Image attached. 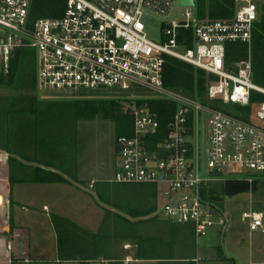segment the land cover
Here are the masks:
<instances>
[{
    "label": "built area",
    "instance_id": "1",
    "mask_svg": "<svg viewBox=\"0 0 264 264\" xmlns=\"http://www.w3.org/2000/svg\"><path fill=\"white\" fill-rule=\"evenodd\" d=\"M178 1L67 0L61 17L32 20V0H0V78L10 73L17 52L28 48L35 53L40 97L44 91L57 95L46 99L129 91L132 131L116 139L113 181L155 185L163 201L159 211L191 225L199 238L216 223V208L203 195L210 183L252 182L264 175V126L219 108L246 107L253 91L264 94V86L253 81L251 55L259 6L257 0H235L233 16L218 19L200 18L196 6H187L186 19H166L161 40H152L143 18L167 17ZM233 43L246 44L248 56L228 61ZM167 56L205 71L209 103L197 92L191 96L165 86ZM151 101L174 104L165 127ZM255 116L264 123V101ZM242 218L251 231L264 232V212L244 211Z\"/></svg>",
    "mask_w": 264,
    "mask_h": 264
},
{
    "label": "rangeland",
    "instance_id": "2",
    "mask_svg": "<svg viewBox=\"0 0 264 264\" xmlns=\"http://www.w3.org/2000/svg\"><path fill=\"white\" fill-rule=\"evenodd\" d=\"M257 3L258 11L261 10L262 13L263 2L257 0ZM174 10L176 11H172L167 17L149 14L143 18L146 32L152 40L156 42L161 40L162 25L166 19H186L187 8L185 6L176 5ZM15 93L16 89L0 86V97ZM128 94L129 91L122 89H99L83 91L71 95L69 98H115L125 100L128 104L129 101L125 99V95ZM42 95L45 96H41L44 99L57 96L51 91H44ZM41 105L46 106V103ZM71 106V102L57 101L53 103L54 111L51 114H53L55 121L76 127L78 160L84 164L85 168L90 169L89 171L95 176L97 182L93 184L94 187L92 188H89L88 183L83 184L85 188L89 189V192L79 190L77 186L69 188L64 184L37 186L34 188L37 199L29 201L19 195L18 188L20 185L17 183L14 185L13 219L15 224H18V227H26L31 236L38 235L40 237L39 244L45 248L46 252L38 259L32 255V258L35 259L32 264H102L100 263V256H109L104 246L105 243L118 240L116 239L118 233L111 226L118 217L117 213L126 217L129 215L127 214L129 209L142 210L153 203L143 186H138V188L137 185H124L113 181L119 161L116 150L115 123L101 115L95 119L75 118ZM254 115L252 119L254 118L256 121L257 118ZM257 124L264 126V123L259 121ZM226 180L231 179L210 184H217ZM255 180L258 181L255 183ZM99 182L110 183L116 190L113 198L126 208H119L103 202L96 190ZM248 187L249 189L241 190L233 195L218 193L220 196L218 208L220 210L216 213V223L208 235L197 238L192 237L191 232L189 233L193 245L192 256H198V264H259L261 261L264 263L262 251H255V254L250 253V245L253 242L264 240V233L261 230L251 231L248 223L242 219L244 211L262 210L264 212V177L249 182ZM157 199L160 208L163 201L158 193ZM15 200L17 201L15 202ZM22 203L28 205L29 212L23 209ZM44 203L50 205L51 211L49 213L43 209ZM159 215L160 221L156 218L149 223L148 228H151L149 230L160 233L159 231H162L165 226L174 228V226L166 224L169 219L165 218L163 212L159 211ZM221 216H224V222H220L219 217ZM30 219L32 223L26 221ZM22 221L23 223H21ZM187 226L192 231V226ZM0 236L4 237L5 235L1 232ZM53 244L54 248H52ZM68 244L74 245L73 249L69 250ZM57 246L60 257L68 258L70 255H66L71 254L76 259L72 260L73 262L53 261L55 260L53 259V257L55 258V251L53 250ZM91 258H97L98 261L90 263ZM39 259L43 261L39 262Z\"/></svg>",
    "mask_w": 264,
    "mask_h": 264
},
{
    "label": "trees",
    "instance_id": "3",
    "mask_svg": "<svg viewBox=\"0 0 264 264\" xmlns=\"http://www.w3.org/2000/svg\"><path fill=\"white\" fill-rule=\"evenodd\" d=\"M258 1L263 2V12L260 13L253 32L251 55L253 80L264 86V0ZM196 4L197 14L200 18H230L235 11V0H196ZM66 5L67 0H32L30 17L32 20L42 17H61L65 12ZM187 33L190 34V31ZM247 56L248 47L246 44L233 43L228 46V61H237ZM164 82L166 87L186 95L194 96L197 92L203 103H209L206 99L208 77L205 71L196 69L189 63L167 56L164 66ZM0 86L16 89L15 94L0 97V150L9 153L12 183H15L14 167L20 162V159L56 167L61 171L68 172L70 177L76 178L74 172L79 153L76 127L55 121L51 113L54 111L53 103L57 101L71 102L70 108L75 118L95 119L101 115L112 120L115 123L117 138L129 135L132 131V110L125 100L91 97L41 98L37 93L35 53L31 49L23 48L17 52L11 61L10 73L0 78ZM263 101L264 94L253 91L249 106L221 104L219 108L243 120L257 124V120L254 121L252 117ZM43 103H46V106L41 105ZM151 104L158 113V119L162 126L165 127L170 121L172 111H174V104L167 101H151ZM39 170L44 172L42 180L45 182L67 181L61 174L38 168ZM124 185L143 186L153 202L143 210H139L138 216L153 212L159 207L158 191L155 185ZM248 185L249 181L226 180L210 184L209 188L204 189L203 195L206 200L212 203L218 213L220 210L218 208L220 202L218 193L233 195L241 190L249 189ZM96 190L103 202L119 208H126L113 198L116 190L110 183L99 182ZM120 218L125 220L123 216ZM185 264L195 263L187 262Z\"/></svg>",
    "mask_w": 264,
    "mask_h": 264
},
{
    "label": "crops",
    "instance_id": "4",
    "mask_svg": "<svg viewBox=\"0 0 264 264\" xmlns=\"http://www.w3.org/2000/svg\"><path fill=\"white\" fill-rule=\"evenodd\" d=\"M260 13L259 11V17ZM38 168L61 174L67 181L45 182L42 180L44 172L38 171ZM89 170V168H85L84 164L78 160L74 172L76 173V178H72L69 176L68 172L61 171L56 167L20 159V162L14 167L13 174L15 183H12L9 153L0 150V233L3 232L5 235L4 237L0 236V264H32L35 259H38V257L46 253L45 248L39 244L40 237L38 235L34 234V236H31L26 227H18L19 225L15 224V220L13 219L14 185H16V183L20 185L18 193L27 201L37 199L34 188L46 184H64L69 186V188L77 186L79 190L82 189L89 192V189L85 188L83 184L88 183L89 188H92L94 187L93 184L97 182L95 176H93ZM16 201L17 200H15V202ZM27 206L28 205L22 203L23 209L29 212ZM43 209L48 213L51 211V207L47 203L43 204ZM127 212L126 213L129 215L126 217L123 216L126 221L120 218V213H117V219L112 222L111 226L118 233V238H116L118 240L109 241L108 244L105 243L104 246L109 256H100V263L185 264L187 262H194L198 264V256H192L193 245L192 239L189 237L190 232L192 233V237H196L193 227L191 231L189 226L177 225L169 220L166 224L174 226L175 229L165 226L162 231H159L160 233H156L153 230H149L151 228H148V224L156 220V218L160 221L159 207L153 212L139 216L137 214L139 209H132ZM260 212H262V210ZM221 218H223L224 222V216H221ZM22 220L25 219L22 218ZM26 221L32 223L31 219ZM21 223H23V221ZM68 245L69 250L73 249L74 245ZM52 248H54V244ZM250 250L251 254H255V251L258 250L264 253V240H260V242L258 241L256 243L253 242L250 245ZM53 251H55V255L53 254L55 256V258L53 257V259H55L53 261L55 262H73L72 260L76 259L75 256L72 257L71 254L66 255H70L68 258L65 256L60 257L58 246L55 247ZM32 255L35 259L32 258ZM41 261L43 260L39 259V262ZM89 261L93 263L98 260L97 258H91ZM36 262H38V260H36ZM260 263H263V261Z\"/></svg>",
    "mask_w": 264,
    "mask_h": 264
},
{
    "label": "water",
    "instance_id": "5",
    "mask_svg": "<svg viewBox=\"0 0 264 264\" xmlns=\"http://www.w3.org/2000/svg\"><path fill=\"white\" fill-rule=\"evenodd\" d=\"M177 6L195 7L196 2H195V0H179L177 2ZM133 7H134V5H133Z\"/></svg>",
    "mask_w": 264,
    "mask_h": 264
}]
</instances>
